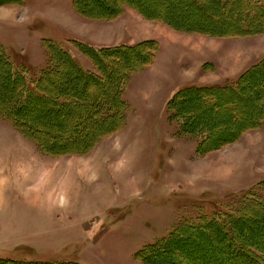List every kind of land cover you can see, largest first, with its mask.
Segmentation results:
<instances>
[{
  "label": "rangeland",
  "instance_id": "rangeland-1",
  "mask_svg": "<svg viewBox=\"0 0 264 264\" xmlns=\"http://www.w3.org/2000/svg\"><path fill=\"white\" fill-rule=\"evenodd\" d=\"M101 1H95L100 11L116 8V0ZM191 1L132 0L148 16H165L181 26L187 18L207 30L238 27L228 18L224 24L216 23V1L204 12L196 6H204L202 0ZM46 39L63 44L90 70L92 62L71 41L96 48L156 41L160 50L154 63L134 74L125 89L128 110L121 133L104 138L87 155H46L12 122L0 119V260L144 264L136 259L137 252L167 237L181 219L225 211L226 205L236 202L225 197L264 180V120L257 130L227 145L217 147L234 132L216 136L212 146L217 148L199 155L198 138L184 134L182 122L171 120L168 110V101L180 88L234 81L264 59V33L231 38L184 33L146 18L131 6L111 21L92 19L76 13L73 0H25L22 5L0 6V52L16 66H28L33 76L47 68ZM135 59L126 56L128 61ZM72 75L59 72L54 87L78 90L86 101L90 93L111 84L87 87L84 80L85 92ZM256 78L243 97L247 102L264 92V70L252 75V80ZM13 86L0 68V102ZM229 106L215 110L203 106L194 114L205 122L230 118ZM243 110L254 113L257 106ZM21 112L25 122L55 140L72 125L66 126L69 118H83L76 114L77 108H58L52 98L46 104L30 103ZM73 139L71 133L61 142L52 140L50 146L62 149ZM85 166L90 169L88 178L81 171ZM240 226V239L264 250V217ZM197 238L202 244L187 247V256L175 248L170 251L175 255L167 254L165 260L249 264L229 253L228 242Z\"/></svg>",
  "mask_w": 264,
  "mask_h": 264
},
{
  "label": "trees",
  "instance_id": "trees-1",
  "mask_svg": "<svg viewBox=\"0 0 264 264\" xmlns=\"http://www.w3.org/2000/svg\"><path fill=\"white\" fill-rule=\"evenodd\" d=\"M24 1L0 0V6L22 5ZM95 1L73 0V6L79 15L106 21H111L122 15L125 8L131 6L146 18L160 21L176 31L197 33L216 38L246 37L264 33V0H214V2L216 1V12L221 19L219 21V18H216V23L222 24L224 18H228L236 22L238 27L225 26L222 29L213 28L211 30H207L201 24H195L194 21L191 22L187 18H183V20L188 21V23L181 26L179 22L172 21L165 16H148L132 0H116V8H107L105 12L95 8ZM192 1L198 3L199 0ZM211 1L213 0H205L209 3L206 5L202 0L204 6L201 4H196V6L202 9L203 12L208 8L211 10L214 8ZM190 12H193V10ZM43 43L49 61L47 68L37 76L31 74L28 66H16L9 57L0 52V68L4 72L6 82L14 85L12 91L8 94V98L0 102V119L12 122L19 132L36 141L39 148L46 155L57 157L87 155L99 145L101 140L122 131L128 110V103L124 100L125 89L134 74L140 73L144 68L154 63L160 50L159 43L150 41L137 45L96 48L89 44L71 41V45L76 51L90 59L93 65L92 70L84 67L63 44L47 39L43 40ZM127 54L137 59L128 61L126 60ZM70 70L72 73L69 72ZM260 70L261 72L264 70V59L251 66L234 81L227 80L223 84L215 86H185L180 88L168 101V110L173 116H171V120L182 122L184 128L182 132L188 136L198 138L197 154L211 153L217 147L237 141L245 132H254L253 130L261 127L264 120V92L258 93L248 102L243 98L246 92L251 89V85L256 84L258 77L252 80V75ZM62 71L79 78L81 84L85 80L86 86L108 84L109 82L111 84L105 90L90 93L86 101L78 90H69L66 86L54 87V79ZM86 86H84L85 92L87 91ZM227 94H231L232 98H227L225 96ZM50 98L53 99L54 105L58 108H77L76 114L81 113L83 117L79 118L76 115L69 118L66 126L71 125V122L72 125L66 127L62 131V135L56 136V140L44 137L33 124L25 122V116L21 112L30 103L40 102L46 104ZM223 104L230 105L227 109L230 118L226 116V118L205 122L194 114L195 110L200 109L201 111L203 106L213 109L215 106L221 108ZM254 105L257 106V111L254 113L243 110V108H253ZM82 106L87 107L82 110L79 109ZM213 113L216 114L217 112ZM246 117L250 120L246 121L247 119H244ZM230 132H234V134L232 133V135ZM71 133L74 139L65 148L54 149L50 146L52 140L56 143L61 142L63 138H67ZM230 134L232 136L220 146H212L216 136L224 138L225 135ZM230 197H234L236 202L232 206L226 205L227 209L225 211H213L210 214L203 212L195 217L181 219L167 237L158 240L154 244H148L138 251L136 259L144 264H180L179 261L170 262L165 260V255H175L173 254L175 252L170 251L176 248L177 252L182 251L187 256V247L189 249L192 245L202 244L198 243L197 237L199 236L208 243L216 241L217 238L226 241L229 243L230 254L237 255V258L244 259L249 264H264V250L257 247L252 241L240 239L238 232L243 222L252 224L264 217V180L258 182L251 189H247L240 194L228 195L225 199ZM0 264L64 263L0 260Z\"/></svg>",
  "mask_w": 264,
  "mask_h": 264
},
{
  "label": "bare ground",
  "instance_id": "bare-ground-1",
  "mask_svg": "<svg viewBox=\"0 0 264 264\" xmlns=\"http://www.w3.org/2000/svg\"><path fill=\"white\" fill-rule=\"evenodd\" d=\"M85 168H86L85 170L83 169V170H81V171H82V174L88 178L89 175H90V171H88V170H90V169H88L87 166H85ZM50 201H51V199H50ZM51 202H52V201H51Z\"/></svg>",
  "mask_w": 264,
  "mask_h": 264
},
{
  "label": "crops",
  "instance_id": "crops-1",
  "mask_svg": "<svg viewBox=\"0 0 264 264\" xmlns=\"http://www.w3.org/2000/svg\"><path fill=\"white\" fill-rule=\"evenodd\" d=\"M243 39V38H242ZM124 45H132V44H128V43H123ZM119 45V44H118ZM114 46H116V45H114ZM104 47H107V46H104ZM121 133V132H120ZM119 133V134H120Z\"/></svg>",
  "mask_w": 264,
  "mask_h": 264
}]
</instances>
